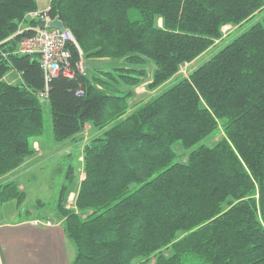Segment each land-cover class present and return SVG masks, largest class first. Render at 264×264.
Returning a JSON list of instances; mask_svg holds the SVG:
<instances>
[{"label":"trees","instance_id":"trees-1","mask_svg":"<svg viewBox=\"0 0 264 264\" xmlns=\"http://www.w3.org/2000/svg\"><path fill=\"white\" fill-rule=\"evenodd\" d=\"M37 10V0H0V178L37 153L44 132L40 56L17 53ZM263 12L264 0H50L48 16L77 42L73 74L48 84L53 140L111 125L84 144L73 207L60 191L72 264H264V18L168 90L130 103L135 87H160L225 26ZM90 58L120 66L90 75L79 68ZM11 71L21 79L7 81ZM25 199L17 182L0 185V209Z\"/></svg>","mask_w":264,"mask_h":264},{"label":"rangeland","instance_id":"rangeland-1","mask_svg":"<svg viewBox=\"0 0 264 264\" xmlns=\"http://www.w3.org/2000/svg\"><path fill=\"white\" fill-rule=\"evenodd\" d=\"M37 2L39 11H46L49 8L50 0H37ZM263 18L264 12L256 16L253 20L245 23L240 28L234 25L225 26L223 28L221 40H217L212 48L198 57L194 62L182 65L180 72L160 87L151 90L147 87L148 82L135 87V95L130 101L132 110L156 97L158 94L168 90L171 86L180 81L183 76H188L196 67L202 65L214 56L224 45ZM160 24H162L161 21ZM25 25L26 23L23 22L20 26V30L23 29ZM83 66L85 72L90 75H100V71L113 70L116 66L120 65L116 60L106 61L104 59L90 58L84 59ZM146 67L151 74L155 66L153 63H150ZM69 73L71 75L73 74L71 71ZM7 79L10 81H19L14 71L10 72V76H7ZM40 98L44 102V132L36 144L37 153L27 158L24 165L13 172V174L0 178V185L9 181L17 182L19 188L26 192V199L20 204L17 200H11L3 204L0 209L1 221L9 220L10 218L16 221L37 218L44 222L50 219L51 224L58 222L57 208L62 186L66 184L64 200L67 207H73L80 181L84 178V144L88 142L89 139L92 140L93 136L103 134L106 129L111 127L110 125L104 129H96V131H93L91 127L87 125L89 128L86 127L87 129L85 130L84 136L81 135V137L78 136L73 140L56 143L53 140L51 107L48 101H46L47 98L43 93L40 95ZM94 132L95 135H93ZM221 136L222 134H218L215 138H206L199 144L212 145L219 140ZM175 148L178 152L180 151V154L185 152V150L179 146V143L175 145ZM70 166L73 168V172H70L68 176ZM13 210L18 211V214L14 216V218L9 215Z\"/></svg>","mask_w":264,"mask_h":264},{"label":"crops","instance_id":"crops-1","mask_svg":"<svg viewBox=\"0 0 264 264\" xmlns=\"http://www.w3.org/2000/svg\"><path fill=\"white\" fill-rule=\"evenodd\" d=\"M83 61L81 65L85 71ZM15 73L20 80V74ZM7 76V81L17 82L8 80ZM13 211L9 215L14 218L18 211ZM74 255V246L66 237L59 220L54 224L37 218L0 220V264H72Z\"/></svg>","mask_w":264,"mask_h":264},{"label":"built area","instance_id":"built-area-1","mask_svg":"<svg viewBox=\"0 0 264 264\" xmlns=\"http://www.w3.org/2000/svg\"><path fill=\"white\" fill-rule=\"evenodd\" d=\"M48 9L42 12H32L36 17L44 20H50L48 16ZM76 44L71 36V32L68 30H61L54 27H46L36 31L34 34L27 36L21 43L22 52H28L33 48L36 43L39 44V48L42 49V66L51 69L52 72L58 73L63 69L64 73L70 75L68 70V59L71 55L69 43ZM45 52V53H44Z\"/></svg>","mask_w":264,"mask_h":264},{"label":"bare ground","instance_id":"bare-ground-1","mask_svg":"<svg viewBox=\"0 0 264 264\" xmlns=\"http://www.w3.org/2000/svg\"><path fill=\"white\" fill-rule=\"evenodd\" d=\"M38 12H42V11H39V10H37ZM34 12H36V11H34ZM28 18H31V19H35V20H37L36 22H38V20H40L39 18H36L33 14H32V12L27 16ZM37 26H38V23H37ZM40 29H44V28H39V26H38V28H35V31H39ZM66 30H68L67 28H66ZM69 31V30H68ZM19 32H22V30H20ZM71 32V31H70ZM71 36H72V39H73V41L76 43V40H75V38H74V36H73V34L71 33ZM26 39V37H23L21 40H20V42L18 43V47H17V53L18 54H39V56H40V59H41V67H42V70H43V73H44V76H45V80H46V84H47V86H46V90L44 91V92H42L43 93V95L47 98L48 97V90H49V87H48V84L50 83V81L54 78V77H56V76H58L61 72L63 73V74H65V75H67L68 76V74H66V73H64V70L63 69H61V70H59L58 71V73H54V72H52L51 71V69H48V68H46L44 65L42 66V49L41 48H39V44L40 43H36V44H34L33 45V48L30 50V51H28V52H22L21 51V49H19V47L21 48V43L24 41ZM45 53V52H44ZM70 58H71V55H70V57H69V59H68V61L70 60ZM79 68H80V70L81 71H83V69H82V65H81V63L79 64ZM68 70H69V68H68ZM69 72H70V70H69ZM71 75V74H70ZM41 93V94H42Z\"/></svg>","mask_w":264,"mask_h":264},{"label":"water","instance_id":"water-1","mask_svg":"<svg viewBox=\"0 0 264 264\" xmlns=\"http://www.w3.org/2000/svg\"><path fill=\"white\" fill-rule=\"evenodd\" d=\"M38 26L39 28H46V27H54V28H59L61 30H65L66 26L63 23V21L59 18L51 19V20H38Z\"/></svg>","mask_w":264,"mask_h":264}]
</instances>
